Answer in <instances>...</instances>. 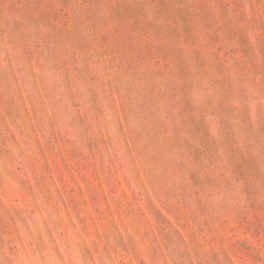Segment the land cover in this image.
Returning <instances> with one entry per match:
<instances>
[{
    "label": "rangeland",
    "instance_id": "rangeland-1",
    "mask_svg": "<svg viewBox=\"0 0 264 264\" xmlns=\"http://www.w3.org/2000/svg\"><path fill=\"white\" fill-rule=\"evenodd\" d=\"M0 264H264V0H0Z\"/></svg>",
    "mask_w": 264,
    "mask_h": 264
}]
</instances>
